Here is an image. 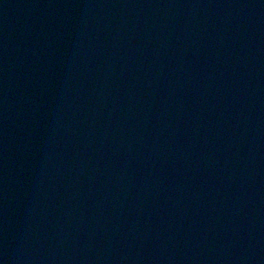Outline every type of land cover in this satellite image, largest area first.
I'll use <instances>...</instances> for the list:
<instances>
[{
    "label": "water",
    "instance_id": "water-1",
    "mask_svg": "<svg viewBox=\"0 0 264 264\" xmlns=\"http://www.w3.org/2000/svg\"><path fill=\"white\" fill-rule=\"evenodd\" d=\"M0 264H264V0H0Z\"/></svg>",
    "mask_w": 264,
    "mask_h": 264
}]
</instances>
